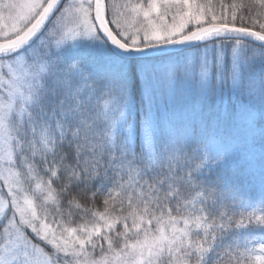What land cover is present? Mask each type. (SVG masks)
<instances>
[{
	"label": "snow or ice",
	"instance_id": "6c2138e0",
	"mask_svg": "<svg viewBox=\"0 0 264 264\" xmlns=\"http://www.w3.org/2000/svg\"><path fill=\"white\" fill-rule=\"evenodd\" d=\"M0 264H264V0H0Z\"/></svg>",
	"mask_w": 264,
	"mask_h": 264
}]
</instances>
